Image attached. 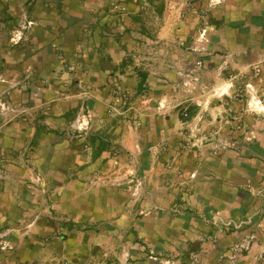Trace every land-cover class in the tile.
Returning <instances> with one entry per match:
<instances>
[{
    "label": "crops",
    "instance_id": "obj_1",
    "mask_svg": "<svg viewBox=\"0 0 264 264\" xmlns=\"http://www.w3.org/2000/svg\"><path fill=\"white\" fill-rule=\"evenodd\" d=\"M59 1L0 26V264H264V0Z\"/></svg>",
    "mask_w": 264,
    "mask_h": 264
},
{
    "label": "rangeland",
    "instance_id": "obj_2",
    "mask_svg": "<svg viewBox=\"0 0 264 264\" xmlns=\"http://www.w3.org/2000/svg\"><path fill=\"white\" fill-rule=\"evenodd\" d=\"M11 2H61V1H59V0H0V26H1V28H3V30H6V28H7V32L12 35L10 37L11 44L16 45L22 40L23 35L21 33L19 34V29L17 30L18 23H17V21H15L14 17H12V15H10V18L5 16L8 13L7 12L8 9L11 7ZM62 2H64V1H62ZM69 2H73V0H71ZM30 25H31V22L27 23L25 28L28 29ZM20 31L23 32V29L20 28ZM202 42H205L204 39L202 40ZM190 45H192V44H190ZM204 56H206V55H204ZM191 59H193V56L188 55L185 58L186 63H189L191 61ZM201 59L202 60H199V61H203V62L205 61V59H203V55L201 56ZM222 92L225 93L224 89L221 91V93ZM250 100L252 101V97ZM26 152H28V151H26Z\"/></svg>",
    "mask_w": 264,
    "mask_h": 264
},
{
    "label": "built area",
    "instance_id": "obj_3",
    "mask_svg": "<svg viewBox=\"0 0 264 264\" xmlns=\"http://www.w3.org/2000/svg\"><path fill=\"white\" fill-rule=\"evenodd\" d=\"M119 25H120V28L124 29L122 24H119ZM185 116H187V113H185ZM26 151H24V152H26ZM24 160L29 161V157L27 156V154H25ZM3 169L4 168H0V178L4 173ZM44 183H45V178H44L43 174L37 172L35 174L34 180L31 181L28 185H29L30 189H32V188L39 189V190H41L42 193L47 194L48 190L45 187ZM258 194H262L264 196V174H263L262 186L258 190ZM224 225H225L226 229L233 228L234 230H239V229L244 228V226L247 225V222H244V221L235 222L233 220H228L224 223ZM3 248L12 249L13 245L7 243V244L3 245ZM238 248L247 250V249H249V245L248 244H246V245L242 244V245H239Z\"/></svg>",
    "mask_w": 264,
    "mask_h": 264
}]
</instances>
